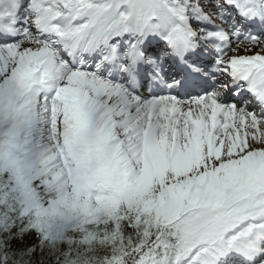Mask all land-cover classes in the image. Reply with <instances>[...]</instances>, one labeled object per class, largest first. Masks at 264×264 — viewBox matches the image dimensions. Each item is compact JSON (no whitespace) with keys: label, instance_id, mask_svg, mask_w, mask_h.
<instances>
[{"label":"snow or ice","instance_id":"6c2138e0","mask_svg":"<svg viewBox=\"0 0 264 264\" xmlns=\"http://www.w3.org/2000/svg\"><path fill=\"white\" fill-rule=\"evenodd\" d=\"M0 264H264V0H0Z\"/></svg>","mask_w":264,"mask_h":264},{"label":"rangeland","instance_id":"374dc122","mask_svg":"<svg viewBox=\"0 0 264 264\" xmlns=\"http://www.w3.org/2000/svg\"><path fill=\"white\" fill-rule=\"evenodd\" d=\"M252 54V52H250Z\"/></svg>","mask_w":264,"mask_h":264}]
</instances>
